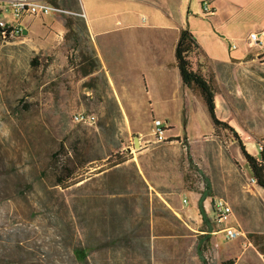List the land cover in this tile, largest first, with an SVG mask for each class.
Returning a JSON list of instances; mask_svg holds the SVG:
<instances>
[{"label":"rangeland","instance_id":"obj_1","mask_svg":"<svg viewBox=\"0 0 264 264\" xmlns=\"http://www.w3.org/2000/svg\"><path fill=\"white\" fill-rule=\"evenodd\" d=\"M53 16H26L28 34L0 38V264H203L199 249L209 264H264L249 238L264 234V189L252 182L239 140L214 126L199 92L191 89L186 105L153 108L152 95L134 92L140 86L114 87L97 71L84 77L82 55L96 54L83 18ZM263 61L231 67L204 52L194 58L212 80L219 118L257 156ZM79 111L97 121L74 122ZM157 119L168 125L163 141ZM203 193L210 194L208 222ZM217 198L233 207L224 225L214 219ZM227 226L239 232L235 239L225 238Z\"/></svg>","mask_w":264,"mask_h":264},{"label":"crops","instance_id":"obj_2","mask_svg":"<svg viewBox=\"0 0 264 264\" xmlns=\"http://www.w3.org/2000/svg\"><path fill=\"white\" fill-rule=\"evenodd\" d=\"M58 3L85 13L72 16L83 18L100 62L97 72L114 87L140 86L134 92L152 95L148 103L153 108L159 101L184 105L191 102V89L183 82L175 54L183 29L191 30L205 55L217 64L232 67L264 59V50L258 51L248 43L251 32L264 31V0H59ZM205 3L214 9L210 16L204 12ZM260 54L263 55L259 57ZM261 64L264 66V61Z\"/></svg>","mask_w":264,"mask_h":264},{"label":"trees","instance_id":"obj_3","mask_svg":"<svg viewBox=\"0 0 264 264\" xmlns=\"http://www.w3.org/2000/svg\"><path fill=\"white\" fill-rule=\"evenodd\" d=\"M73 25L72 19H67L66 26L71 29ZM204 52L197 41L194 34L190 29L186 28L181 31L177 45H176V59L177 66L181 72V76L184 84L190 89H196L201 95L204 101L211 120L216 128H223L230 130L234 136L239 140L241 151L247 161L249 173L251 178L255 180V184L264 189V150L260 152V155H254L250 153L245 144L243 143L239 133L236 129L227 121L219 118L217 114V103H216V91L212 84V80L207 78L197 67L194 62V58L197 53ZM33 62H37L33 60ZM82 75L87 77L98 71L100 68V62L96 55H86L83 54L80 63ZM124 162L121 158L113 163L116 166ZM68 171L67 178H71L73 172L72 170L66 168ZM67 181L65 178L58 179L59 184H64ZM207 187L210 188V181L206 179ZM210 196L209 193H203L199 199V207L201 215L208 222V216L206 213L204 202ZM212 227L209 228L208 233L204 234L202 238L208 237L207 235L212 232ZM249 238L254 243V245L259 249V251L264 255V234L249 233ZM77 254L81 259H85L87 254L84 250H77ZM199 255L203 264H209L204 253L199 249ZM221 264H235L234 259H229L223 261Z\"/></svg>","mask_w":264,"mask_h":264},{"label":"built area","instance_id":"obj_4","mask_svg":"<svg viewBox=\"0 0 264 264\" xmlns=\"http://www.w3.org/2000/svg\"><path fill=\"white\" fill-rule=\"evenodd\" d=\"M59 0H0V38L6 40L15 38L21 35L28 34L27 28L23 25L22 19L26 16H45L51 14H77L85 16L83 11L77 12L68 9L58 3ZM12 14V19H3L7 12ZM204 12L207 16L214 13V9L208 3L204 5ZM26 31V32H25ZM248 43L252 47H257L264 50V31H254L248 36ZM236 48V45H234ZM73 121L84 125H92L97 121L95 113H87L79 111L74 113ZM166 124L161 119L155 121V135L163 141L167 138L165 134L167 131ZM260 150H264V145H260ZM252 182L255 180L251 178ZM233 213L232 205L224 198H217L214 201V219L220 225L227 224ZM225 238L232 240L235 239L239 232L233 226H227L222 230Z\"/></svg>","mask_w":264,"mask_h":264},{"label":"water","instance_id":"obj_5","mask_svg":"<svg viewBox=\"0 0 264 264\" xmlns=\"http://www.w3.org/2000/svg\"><path fill=\"white\" fill-rule=\"evenodd\" d=\"M134 143H135V147H137V148L141 147V141H140V138L138 136H135Z\"/></svg>","mask_w":264,"mask_h":264}]
</instances>
